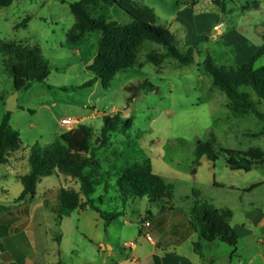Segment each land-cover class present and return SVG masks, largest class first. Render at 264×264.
<instances>
[{"label":"rangeland","instance_id":"obj_1","mask_svg":"<svg viewBox=\"0 0 264 264\" xmlns=\"http://www.w3.org/2000/svg\"><path fill=\"white\" fill-rule=\"evenodd\" d=\"M72 1L13 0L12 5L0 9V43L40 47L52 66L47 80L33 83L19 92L17 107L11 112L10 126L19 131L23 144L7 164L0 165V224L18 220L9 224L4 240L9 237L12 243H21L29 234L37 258L44 264H118L126 259L154 264L155 258L150 254L152 241L146 238V233L157 240V227L161 225L157 220L159 216L167 223L161 231L165 238L175 234L185 239V230L190 227L189 209L195 202L231 210L232 226L243 221L241 202L259 205L264 211L263 168L250 172L232 171L222 156L213 163L206 155L196 152L197 146L206 143L211 134L217 139L216 150L220 147L259 148L264 152V100L258 105L261 116L254 113L233 115L227 107L225 93L214 84L213 76L204 65L211 55L215 65L237 69L255 53L254 46L259 48L264 38V0H220L224 13L213 0H130L133 6L153 9L156 24L175 34L176 47L182 52L186 44L182 38L185 33L182 23L191 27V15L186 8L193 9L195 16L205 13V18H196L197 26L211 23L215 12L221 14V18L207 29L206 42L194 48V63L183 66L169 57L161 67H156L146 61L147 55L154 50L159 53L166 50L148 41L140 50L138 64L121 70L107 90L100 81L92 87H84L92 79L86 66L97 53L100 32L86 34L75 46L66 42L74 22L70 10ZM92 11L122 24L130 22L128 14L119 7L100 4ZM28 15L31 16L28 26L17 28ZM217 24H222L221 34L212 37ZM241 29L246 30L242 34L249 44L242 40ZM7 59L0 53V123L8 112V94L13 90V76L5 63ZM263 65L264 56L255 68ZM143 81L157 86L158 90L145 92L128 102L125 87ZM249 92L258 102L254 91L249 89ZM122 106L125 109L119 110ZM105 113H120L133 119L132 129L112 133L108 143H97L94 151L101 165L99 184L92 196L95 205L105 213L117 212L120 216L106 227L98 210L87 206L84 210H74L58 224L55 210L60 205L59 190L80 191L81 187L80 180L59 172L40 177L34 198L28 196L18 200L23 191L21 177L30 171L31 148L34 145L45 148L60 141L61 135L69 131L61 125L63 118L78 121L73 129L91 126L96 140ZM127 158L137 162L150 160L154 173L173 186L165 199L124 200L120 197L116 168L124 165ZM254 185L256 187L250 189ZM163 205L171 210H162ZM146 221L153 223V227H144ZM29 225L30 230L25 228ZM254 231L264 236V228ZM197 238H193L194 243L200 241ZM130 242L133 243L127 245ZM217 242V254L226 264L235 248ZM243 242L241 240L239 245L245 249ZM191 247L186 241L178 250L179 254L183 257ZM32 250L31 246L20 248L19 256ZM172 258L167 255L165 264H173ZM0 263H3L1 257Z\"/></svg>","mask_w":264,"mask_h":264},{"label":"trees","instance_id":"obj_2","mask_svg":"<svg viewBox=\"0 0 264 264\" xmlns=\"http://www.w3.org/2000/svg\"><path fill=\"white\" fill-rule=\"evenodd\" d=\"M13 0H0V9L12 5ZM221 12H225L220 0H213ZM100 4L119 7L130 17L129 23H119L109 19L103 13L96 14L93 8ZM70 10L74 17L72 27L66 35L68 45H77L88 33L98 31L97 53L86 70L92 79L84 87H92L98 81L103 89L111 87V82L121 71L133 68L138 64L140 50L148 41L162 45L166 52L151 51L146 61L156 67H161L164 60L172 57L181 65L194 63V47L185 46L184 51L177 49L175 34L169 29L156 24L153 9L139 8L131 5L130 0H74L70 3ZM31 16H26L17 28H26ZM0 53H4L7 67L13 76V90H22L33 83H42L51 73V64L45 59L40 47H31L21 43H0ZM264 56V38L262 45L255 53L237 69H227L225 66L214 64L208 55L204 65L207 72L213 76L214 84L223 91L228 99L227 107L233 115L254 113L261 116L258 105L264 100V65L255 68L259 59ZM249 89L258 98L255 102ZM158 87L148 81L130 84L125 87L128 93L127 101L131 102L145 92L157 91ZM11 112H7L0 123V165L9 162L11 156L22 149V140L18 130L10 126ZM103 124L99 130V137L94 139V130L89 125H82L69 130L60 137V141L42 148L34 145L29 157L30 171L21 177L23 191L18 200L30 196L34 198L36 187L43 175L61 173L62 175L81 181L80 191L61 188L58 198L59 207L55 210L56 222L60 224L65 217H69L76 209H86L87 206L98 210L105 219L106 227L116 220L117 212L105 213L95 205L93 195L99 184L101 165L96 158V144L106 145L112 133L129 131L133 127V119L123 117L120 113L104 114ZM217 139L211 134L208 141L197 146L198 155H206L211 162L223 157L227 167L232 171L250 172L253 169H264V152L259 148L241 150L220 147L215 149ZM117 190L124 200L149 197L163 200L167 197L172 184H167L162 177L155 174L149 159L143 162L126 159L124 165L116 168ZM108 186V185H107ZM256 185L250 189H254ZM83 198H85L83 200ZM162 210H171L163 205ZM233 213L229 209H218L208 203L195 202L189 209V224L206 242L219 241L232 248L238 244V234L231 226ZM142 229L139 230V235ZM59 240V238H56ZM198 253L201 243L193 244Z\"/></svg>","mask_w":264,"mask_h":264},{"label":"crops","instance_id":"obj_3","mask_svg":"<svg viewBox=\"0 0 264 264\" xmlns=\"http://www.w3.org/2000/svg\"><path fill=\"white\" fill-rule=\"evenodd\" d=\"M188 8H186V10L191 15V27L187 28V26L182 23L185 27V33L182 38L186 42L185 46H193L194 48H197L199 47L200 43L206 42L207 29L213 24H216L218 20H220L221 14L215 12L214 14H212L213 21L211 23L205 26H202V24L197 26V19L199 18L201 20L202 17L205 18V13L200 12L195 16L194 10ZM197 28H199V30H197ZM245 31L246 30L241 31V34H245ZM243 34L241 35L242 40L247 44L249 41L244 38ZM255 49L257 50V48L254 46V50ZM13 92L14 90H12L8 94V96L13 94ZM236 193H240V191H236ZM241 204L243 205V221L240 223V225H231L238 234L239 240L235 250H233L229 255L226 264H264V236H260L254 231L255 229L264 228V211L261 207H259V205L256 204L250 205L242 202ZM161 219H163V216L157 217V220L161 225L157 227L159 229V233L157 236V240L152 241L153 250L150 253L155 258L154 264H165L164 260L167 255H172V260H174L173 264H202L201 261H203V264H223V259L220 258L217 254L219 247L217 241L213 243L204 242L205 246H203V240L201 239L199 234H197L193 230L190 224V227L185 230V232H187V238L182 239L175 234H172L169 237L165 238L164 234L161 233V231H163V229L167 227V223L165 224V221H161ZM17 222L18 220H10L5 222V224L7 225L0 224V257L3 259V263L0 264H44L38 260L37 253L33 245L34 243L31 239L32 237L29 234L21 241V243H12L11 241H9V237L4 240V237L8 234L7 228L9 224L11 225ZM152 227L153 223H151L149 228ZM25 228L30 230L31 227L29 225ZM194 237H198L197 239L200 240L198 242H200L202 245V250L199 253L195 251L193 245ZM241 240L244 241L243 243L245 244V249L241 248L239 245L241 243ZM186 241H188L192 245V247L182 257L181 254H179L178 250ZM132 243L133 242L127 243V245H131ZM26 246L28 248H30L31 246L33 249L32 252L28 251L26 254H22L20 257V248ZM133 247H135V245H133ZM208 248L209 253H206V250ZM15 257H18V259H16ZM234 259H236V263L234 262ZM118 264L143 263L139 259H126L119 262Z\"/></svg>","mask_w":264,"mask_h":264},{"label":"built area","instance_id":"obj_4","mask_svg":"<svg viewBox=\"0 0 264 264\" xmlns=\"http://www.w3.org/2000/svg\"><path fill=\"white\" fill-rule=\"evenodd\" d=\"M221 27H222V24H217L213 27V30H212V37H216L218 35L221 34ZM78 121L76 120H73V119H70V118H65L63 120H61V125L65 126L67 129L69 130H72L73 129V126H75V124H77ZM150 222L149 221H146L144 223V227L146 228H149L150 227ZM146 238L149 240V241H153L152 237L150 236L149 233H146Z\"/></svg>","mask_w":264,"mask_h":264},{"label":"water","instance_id":"obj_5","mask_svg":"<svg viewBox=\"0 0 264 264\" xmlns=\"http://www.w3.org/2000/svg\"><path fill=\"white\" fill-rule=\"evenodd\" d=\"M18 97H19V91L14 90L13 94H11L9 98L7 99V110L9 112H12L13 110L16 109ZM124 109H125V106H122L120 107L119 110H124Z\"/></svg>","mask_w":264,"mask_h":264}]
</instances>
